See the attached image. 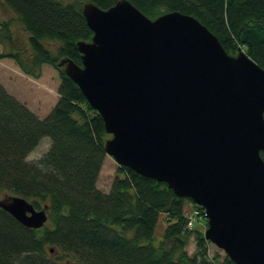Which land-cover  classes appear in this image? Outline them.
<instances>
[{"label": "water", "instance_id": "water-1", "mask_svg": "<svg viewBox=\"0 0 264 264\" xmlns=\"http://www.w3.org/2000/svg\"><path fill=\"white\" fill-rule=\"evenodd\" d=\"M82 13L93 35L77 41L81 64L59 65L102 115L103 149L201 205L205 238L236 264H264V67L178 10L89 0ZM0 207L27 227L48 219L24 196Z\"/></svg>", "mask_w": 264, "mask_h": 264}, {"label": "trees", "instance_id": "trees-1", "mask_svg": "<svg viewBox=\"0 0 264 264\" xmlns=\"http://www.w3.org/2000/svg\"><path fill=\"white\" fill-rule=\"evenodd\" d=\"M3 1L29 33L32 56L26 60L15 50L11 20L5 19L0 58H14L34 77L43 64L55 66L60 83L56 104L41 117L0 82V190L37 208L48 205L49 216L43 226L27 227L0 207V264H236L228 255L209 257L203 231L186 227L185 214L196 203L165 181L118 163L110 190L97 186L110 135L100 112L59 65L64 58L81 64L77 41L93 35L82 13L89 0ZM90 1L105 9L116 2ZM130 1L151 18L174 10L191 14L229 54L242 48L264 67V0ZM45 41L57 42L56 51ZM45 136L48 150L28 159ZM192 237L193 255L186 250Z\"/></svg>", "mask_w": 264, "mask_h": 264}, {"label": "rangeland", "instance_id": "rangeland-1", "mask_svg": "<svg viewBox=\"0 0 264 264\" xmlns=\"http://www.w3.org/2000/svg\"><path fill=\"white\" fill-rule=\"evenodd\" d=\"M15 15L16 14L6 6V3L3 0H0V20H11V27L14 34V48L21 53L24 59L29 60L32 56V49L29 47L30 45L28 41L29 33ZM45 44L54 52L58 47V43H54V41H45ZM2 47L3 45L0 44V51L4 49ZM59 76L60 71L55 66L49 64H43L41 66L40 75L34 77L24 73L15 62L14 58H0V82L9 92L17 96L19 100L25 102L30 110H33L41 117L46 116L58 100L57 97H59V95L57 87L60 83ZM49 140L50 138L48 136L43 137L42 140H40V143L31 151L28 159H39L48 150L51 143ZM104 159L98 180L96 181L97 186L101 190L107 192L110 190L118 163L110 155H107ZM7 195H14V193L9 190H0V198ZM197 227L204 232L206 227H208L207 220L201 223V225H197ZM207 249L209 257L213 258L216 254H219L221 258L226 256L225 251L211 241H208ZM186 250L191 255L195 254L196 242L193 237L187 245ZM53 255L54 252L52 251L50 257ZM63 261L65 262V259Z\"/></svg>", "mask_w": 264, "mask_h": 264}, {"label": "built area", "instance_id": "built-area-1", "mask_svg": "<svg viewBox=\"0 0 264 264\" xmlns=\"http://www.w3.org/2000/svg\"><path fill=\"white\" fill-rule=\"evenodd\" d=\"M187 217V225L192 227L198 220L202 219L203 217L200 208L193 207L189 212L186 214Z\"/></svg>", "mask_w": 264, "mask_h": 264}]
</instances>
